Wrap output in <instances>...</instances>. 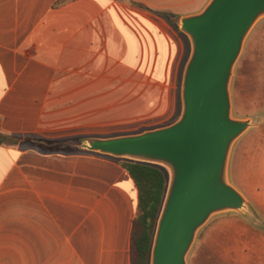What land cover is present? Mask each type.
I'll return each mask as SVG.
<instances>
[{
	"label": "crops",
	"instance_id": "obj_1",
	"mask_svg": "<svg viewBox=\"0 0 264 264\" xmlns=\"http://www.w3.org/2000/svg\"><path fill=\"white\" fill-rule=\"evenodd\" d=\"M207 2L0 0V134L44 141L0 145V264H131L134 182L76 144L115 137L89 133L180 77L179 23L145 9L180 20Z\"/></svg>",
	"mask_w": 264,
	"mask_h": 264
},
{
	"label": "water",
	"instance_id": "obj_2",
	"mask_svg": "<svg viewBox=\"0 0 264 264\" xmlns=\"http://www.w3.org/2000/svg\"><path fill=\"white\" fill-rule=\"evenodd\" d=\"M264 15V0H209L180 18L191 51L181 84V112L167 126L135 135L87 138L81 149L157 164L168 185L156 223L149 264H187L198 229L212 214L246 208L227 180L233 142L250 125L231 117L228 91L244 38Z\"/></svg>",
	"mask_w": 264,
	"mask_h": 264
},
{
	"label": "rangeland",
	"instance_id": "obj_3",
	"mask_svg": "<svg viewBox=\"0 0 264 264\" xmlns=\"http://www.w3.org/2000/svg\"><path fill=\"white\" fill-rule=\"evenodd\" d=\"M145 10L165 22L168 20L170 30H174L171 28L174 21L180 22L168 13ZM175 35L179 36L178 33ZM180 40L181 75L171 88L162 92L131 93L132 109L138 114L122 122L118 117L125 116V109H115L117 113L109 119L116 117L118 123L106 128L102 125L89 134L135 135L167 126L176 120L170 119L176 115L179 117L182 74L191 51L190 40L182 31ZM228 91L231 117L250 122L233 142L227 163V180L244 196L247 206L240 211L212 214L196 232L186 256L187 264H264V15L256 20L244 38L232 69ZM5 145L14 143L6 141ZM59 146L71 148L69 142L62 141ZM159 167L162 169L163 166ZM163 168L169 176L168 170Z\"/></svg>",
	"mask_w": 264,
	"mask_h": 264
},
{
	"label": "trees",
	"instance_id": "obj_4",
	"mask_svg": "<svg viewBox=\"0 0 264 264\" xmlns=\"http://www.w3.org/2000/svg\"><path fill=\"white\" fill-rule=\"evenodd\" d=\"M20 137L0 134V145L6 141L11 144L42 143L43 140L27 137L20 141ZM14 141V142H12ZM61 142L50 143L61 148ZM119 165L127 171L137 190V213L133 220L130 236L131 264H149L150 251L156 223L163 205L168 185L166 170L160 165L130 160L116 159Z\"/></svg>",
	"mask_w": 264,
	"mask_h": 264
}]
</instances>
